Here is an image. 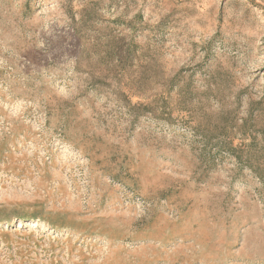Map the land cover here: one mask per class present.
I'll use <instances>...</instances> for the list:
<instances>
[{"label": "rangeland", "instance_id": "1", "mask_svg": "<svg viewBox=\"0 0 264 264\" xmlns=\"http://www.w3.org/2000/svg\"><path fill=\"white\" fill-rule=\"evenodd\" d=\"M0 264H264V0H0Z\"/></svg>", "mask_w": 264, "mask_h": 264}]
</instances>
